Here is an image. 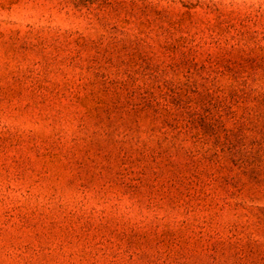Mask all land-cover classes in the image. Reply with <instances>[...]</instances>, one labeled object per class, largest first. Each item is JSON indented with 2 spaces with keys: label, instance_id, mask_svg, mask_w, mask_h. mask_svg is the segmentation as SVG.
Masks as SVG:
<instances>
[{
  "label": "rangeland",
  "instance_id": "rangeland-1",
  "mask_svg": "<svg viewBox=\"0 0 264 264\" xmlns=\"http://www.w3.org/2000/svg\"><path fill=\"white\" fill-rule=\"evenodd\" d=\"M0 264H264V0H0Z\"/></svg>",
  "mask_w": 264,
  "mask_h": 264
}]
</instances>
